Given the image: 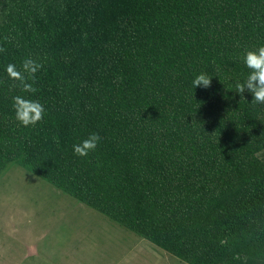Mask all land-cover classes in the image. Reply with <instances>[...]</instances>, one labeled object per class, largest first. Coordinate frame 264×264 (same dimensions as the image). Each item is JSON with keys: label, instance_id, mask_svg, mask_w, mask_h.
Returning <instances> with one entry per match:
<instances>
[{"label": "trees", "instance_id": "1", "mask_svg": "<svg viewBox=\"0 0 264 264\" xmlns=\"http://www.w3.org/2000/svg\"><path fill=\"white\" fill-rule=\"evenodd\" d=\"M260 46L264 0H0V172L16 163L187 264H264V104L235 92ZM26 58L35 94L6 72ZM18 95L44 106L36 125Z\"/></svg>", "mask_w": 264, "mask_h": 264}, {"label": "crops", "instance_id": "2", "mask_svg": "<svg viewBox=\"0 0 264 264\" xmlns=\"http://www.w3.org/2000/svg\"><path fill=\"white\" fill-rule=\"evenodd\" d=\"M11 222L13 231L6 233L5 264H161V260L167 264L169 261L167 256H157L153 248L144 246L143 238L108 218H13ZM13 244L22 249L13 248Z\"/></svg>", "mask_w": 264, "mask_h": 264}, {"label": "rangeland", "instance_id": "3", "mask_svg": "<svg viewBox=\"0 0 264 264\" xmlns=\"http://www.w3.org/2000/svg\"><path fill=\"white\" fill-rule=\"evenodd\" d=\"M258 156L264 161V151ZM13 218L106 217L27 169L16 163H9L0 172V264H5L6 233L13 231L11 222ZM141 240L144 246L153 248L157 256H167L169 260L167 264H187L149 241ZM13 248L20 250L22 246L13 244ZM162 263L165 261L161 260Z\"/></svg>", "mask_w": 264, "mask_h": 264}, {"label": "clouds", "instance_id": "4", "mask_svg": "<svg viewBox=\"0 0 264 264\" xmlns=\"http://www.w3.org/2000/svg\"><path fill=\"white\" fill-rule=\"evenodd\" d=\"M244 64L249 69V73L242 83L237 82L235 84V92L243 98L245 91H248L253 96L252 102L254 104H264V46L246 51ZM41 67L42 65L37 61L26 58L21 69L18 70L14 64H9L6 67V72L11 79L19 81L22 92L35 94L38 89L33 85L36 80V73ZM212 78L205 73L197 75L193 80L194 89L196 87L209 88ZM13 108L16 120L25 127L34 126L44 118L45 109L38 100L26 99L18 95L13 97ZM100 139L98 133H91L80 144L73 146L74 153L79 156L88 155L90 151L96 149Z\"/></svg>", "mask_w": 264, "mask_h": 264}]
</instances>
